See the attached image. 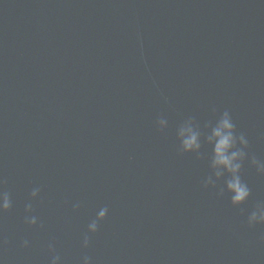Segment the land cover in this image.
Wrapping results in <instances>:
<instances>
[{
	"label": "water",
	"instance_id": "95a60500",
	"mask_svg": "<svg viewBox=\"0 0 264 264\" xmlns=\"http://www.w3.org/2000/svg\"><path fill=\"white\" fill-rule=\"evenodd\" d=\"M261 165L264 0H0V264H264Z\"/></svg>",
	"mask_w": 264,
	"mask_h": 264
},
{
	"label": "clouds",
	"instance_id": "9594fccd",
	"mask_svg": "<svg viewBox=\"0 0 264 264\" xmlns=\"http://www.w3.org/2000/svg\"><path fill=\"white\" fill-rule=\"evenodd\" d=\"M163 123V121L161 122ZM235 125L231 122L228 112L224 113L223 118L220 120L217 127L213 130V134L209 137V142L214 141L213 147V162L212 166L214 168H223L225 171L232 175V179L227 182L228 189L234 192L232 196L233 204L242 203L249 195V189L246 184L241 182L240 176L238 175L240 169L242 168V162L246 153L242 149L236 148V137L233 135ZM240 143L246 148L248 146V141L245 138L244 134L241 133L239 136ZM200 147L197 141V135L192 134L191 136L183 140V148L185 151H190L193 149H198ZM252 163H256V159L253 156ZM260 172L264 173V165H261ZM217 176L221 175L218 171ZM39 193V188H34L31 192L32 197H36ZM11 207V199L7 192L0 193V210H8ZM74 207H79V204L74 205ZM32 210V204L27 203L25 205V211L30 212ZM108 209L102 208L99 210L98 215L95 220H92L88 224V232L94 233L98 228V221L105 218ZM253 221L259 223H264V210H261L259 217L257 213L253 212L249 218V223ZM25 223L29 225L37 224L36 216H26ZM24 246H27L28 241L25 240ZM89 243V238L87 233L83 237V244L86 247ZM49 248H52V245H49ZM84 264H89V257L85 256ZM60 260L58 255H55L51 259V264H57Z\"/></svg>",
	"mask_w": 264,
	"mask_h": 264
}]
</instances>
